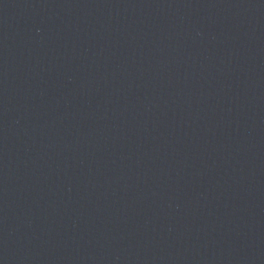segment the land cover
<instances>
[{"label":"water","instance_id":"95a60500","mask_svg":"<svg viewBox=\"0 0 264 264\" xmlns=\"http://www.w3.org/2000/svg\"><path fill=\"white\" fill-rule=\"evenodd\" d=\"M0 264H264V136L0 12Z\"/></svg>","mask_w":264,"mask_h":264}]
</instances>
